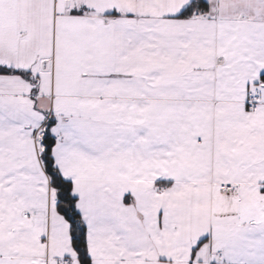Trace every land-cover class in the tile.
I'll return each mask as SVG.
<instances>
[{
    "label": "snow or ice",
    "instance_id": "snow-or-ice-1",
    "mask_svg": "<svg viewBox=\"0 0 264 264\" xmlns=\"http://www.w3.org/2000/svg\"><path fill=\"white\" fill-rule=\"evenodd\" d=\"M0 264H264V0H0Z\"/></svg>",
    "mask_w": 264,
    "mask_h": 264
}]
</instances>
